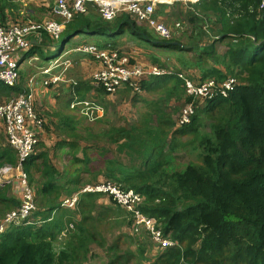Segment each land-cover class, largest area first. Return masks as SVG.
Wrapping results in <instances>:
<instances>
[{"label": "trees", "instance_id": "1", "mask_svg": "<svg viewBox=\"0 0 264 264\" xmlns=\"http://www.w3.org/2000/svg\"><path fill=\"white\" fill-rule=\"evenodd\" d=\"M262 1L199 0L189 4L187 26L168 40L156 37L128 15L104 21L91 2L85 3L84 13L74 12L69 21L63 20L57 38L62 35V43L57 50L50 46L54 55L45 60L58 57L66 43L81 34L112 39L124 31L176 55L169 64L171 69L141 81L138 93L123 85V94L146 103L144 112L129 125H110L108 130L93 133L77 118L85 120L84 116L69 115L67 109H54L50 125L42 123L43 132L58 139L55 148L67 149L73 163L82 164L85 174H89L92 162L88 156L94 152L98 171L91 168L95 173L90 180L79 176L76 169L59 171L51 164L45 145L36 142L35 154L32 152L21 167L32 192L33 209L17 224L0 228V264H87L93 249L105 253L104 264H140L138 254L129 248L120 251L126 245L122 236L108 238L109 234L98 231L97 227L110 223L113 211L98 202L101 193L83 192L96 177L104 178L100 183L131 189L143 196L146 203L140 211L161 222L160 228L173 245L158 254L152 264H264ZM0 18H5L1 0ZM105 22H114L106 30L109 36L100 31L99 26ZM41 34L43 42L52 41L47 32ZM35 52L40 48H32L26 57ZM152 61L159 64L156 57ZM228 79H233V85L222 94L219 86ZM185 80L194 84L212 81L215 91L200 98L190 96L185 91ZM94 83L84 80L68 86V110L72 102L92 101L86 100L90 92L107 94ZM0 85L8 90L0 100L28 95L22 86L9 87L1 81ZM141 93L151 98L144 100ZM187 107L190 122L179 124ZM206 123L208 134L195 140L200 165L188 163L182 169H173L169 158L175 151L176 137L198 133ZM103 138L111 145L110 150L98 146ZM78 149L83 152V160L77 157ZM14 154L7 143H0V168L14 164ZM7 194V187H1L0 224L21 204ZM75 194V206H63V201ZM64 231L66 238L55 251L54 243Z\"/></svg>", "mask_w": 264, "mask_h": 264}, {"label": "rangeland", "instance_id": "2", "mask_svg": "<svg viewBox=\"0 0 264 264\" xmlns=\"http://www.w3.org/2000/svg\"><path fill=\"white\" fill-rule=\"evenodd\" d=\"M53 5L54 0H7L6 3V11H4V25H16V26H23L26 24H31L33 26L39 25L38 27L40 29H43L44 22L50 21V22H57L59 21V25H63V19L60 16H57L53 13ZM185 6H188V4L185 3H177L172 6H159L155 9L154 18L159 21L161 24H163L166 28L169 29L171 36H176L179 32V29L181 27H186V15H187V8ZM47 8V12H46ZM124 15H128L131 20H134L131 14L124 13ZM118 18L123 17V14H119L117 16ZM116 17V18H117ZM115 18V19H116ZM117 18V19H118ZM114 23V22H113ZM113 23H102L100 27V31H106L107 28L111 27ZM0 24L2 22L0 21ZM176 24H179L177 26ZM139 26H142L144 28L145 25L143 23H138ZM113 27V26H112ZM63 29V26L61 27ZM150 32H153L156 37L157 34L149 29L146 28ZM182 29V28H181ZM37 31V30H36ZM61 34V33H60ZM59 34V35H60ZM58 35V36H59ZM106 36H109V32L106 31ZM34 36L33 33L29 36L30 39ZM85 34H81V36H76L74 40H70L66 43L64 49H62L61 54L56 58H51L48 60H45L47 58L52 57L54 55V49L50 48V46H54L55 50L58 49L60 44L62 43L63 36L61 35L59 40L57 38L50 37L52 39L51 42L44 41L42 39V42L39 46L40 52H35L33 56H36L38 59H40L41 64L35 63V65H40L42 67H48L54 60L58 59L59 62H64L65 60H68L70 62V66L72 63L71 68H67V78L65 77V81L63 82H49L48 80H44V78H50L52 74H58L63 70V66H58L57 68L53 69L50 74L45 76H36L38 72L34 70V64L27 65L26 60L24 63H21L17 67V73L18 77H20L17 86H22L24 89H26L28 95L27 99L30 101L33 112L35 115L38 116V118L42 121V123L45 126L50 125V121L52 118L51 114L54 109H67V113L69 115H81V110L76 109L72 110L67 108L68 103V92L67 88L68 86L73 82H79V79L86 80L91 79L92 80V69L93 65L101 66V68L104 66L103 61L101 58L92 56L88 57L86 54L82 53H74L72 52L74 48H81L85 44H95L100 45V42H109V44L106 45H112L111 50H113L114 47L119 49L121 51L120 54H118V57L121 58L124 53H127L129 56L134 58L135 60H130L131 64H135L136 62L142 63V64H153L160 68H164L167 72L171 69L169 67V64L173 62V58L176 55L173 51H161L156 47L151 46L150 44H145L144 41L138 40L137 38H132L128 31H124L121 34L117 35L115 38L109 39L103 36H88ZM159 38V37H158ZM34 39L32 38L31 41ZM86 41V42H85ZM49 43H51L49 46ZM44 44V46L42 45ZM104 48V49H105ZM223 47L219 49L222 50ZM136 51L135 53H130L129 51ZM86 55V56H85ZM125 56V55H124ZM152 57H156L159 61V64L154 63L152 61ZM136 61V62H135ZM29 66V67H28ZM69 74V75H68ZM34 79V81L30 84V79ZM96 83L100 85V82ZM54 84H60L58 87ZM124 86L122 87V89ZM7 88L0 85V97L5 98L7 95ZM132 93H130L131 95ZM141 96L144 99L151 98L149 95L141 94ZM88 99H92L93 102L100 105L103 110L104 114L102 117H99V119H102L98 122L91 121L89 119H81L77 116L78 119L81 120L82 124H87L91 132L93 133H99L102 130H108L110 128V125H120V126H126L130 123L136 121L138 117L144 112L146 109V104L144 103H138L137 101H133L130 99V96L124 95L122 91L120 93L115 94L114 96H110L108 94L104 93H89L87 96ZM156 98V96H154ZM7 102V100H0V104ZM84 111V110H83ZM81 117V116H80ZM179 122V119H178ZM190 122V121H189ZM186 123L185 125L189 124ZM180 124V123H179ZM43 130V129H42ZM47 137L49 138V142L52 140V135L49 133H46ZM208 134V126L207 123L204 127H201L198 131V133H188L184 136H177V145L175 148V151H173V155H171L172 158L170 159V163H172V168L175 170L182 169L185 165L188 163L200 165V150L196 146V142L198 139H203ZM5 131H3V127L0 124V143H7L8 146L12 148V146L7 142V139L5 137ZM98 146L101 148H104L106 150L111 149V145L103 138V140H99ZM52 148V147H51ZM50 148V152L55 153L54 156H52V153H50L51 158V164L57 168L58 170H66L69 169L71 172L76 169V173L78 172L79 176L82 178L84 177L86 180H90L91 174H94L95 172L92 171V167H96V170L98 171V162H95V153H91L89 155V158H92L91 164H89L88 170L89 174H85V171H83L82 164H74L72 161V154L69 153L67 149H63L62 151H59L58 149H54L52 151ZM13 149V148H12ZM16 153V150L13 149ZM114 152L116 153V147L113 148ZM33 152V149H32ZM90 152V151H88ZM96 152V151H95ZM17 154V153H16ZM32 154V153H31ZM77 157L80 158V160H83V152L82 150L78 149ZM31 156V155H30ZM174 156V157H173ZM17 158V157H16ZM16 163V162H15ZM8 165V164H6ZM5 166V165H4ZM68 168H65V167ZM74 173V172H73ZM9 175V178L7 179L9 183L6 185L3 180H0V188L3 186L7 187L8 190V196H13L14 198H17L19 200H23V194L19 191V175L17 171L14 168H11L10 172L7 174ZM100 182H104L103 177H96V180L89 184L86 187H90L96 184H99ZM18 193V195H15L13 192ZM105 195V194H102ZM107 196V195H106ZM105 196H102L100 201H98L103 206L110 207L113 211L112 213V219L110 220L109 224H103L100 225L98 228V231L101 235H108V238H110V235L113 236H122L123 240L126 245H122L121 250L123 251L125 249H130L135 254H138L140 264H152L153 260L155 259L156 255L150 253V249L153 246L151 243L149 236L142 230L135 231L133 224L129 220V216L127 213L120 207H116L112 205L111 201L110 203L107 202V200H104ZM142 201H144V205L146 203V199L141 196ZM111 214V213H110ZM158 221V220H157ZM158 223L161 226V222L158 221ZM124 224V225H123ZM122 225V226H120ZM5 228V227H2ZM71 227L69 226V229ZM73 229V228H72ZM71 230V229H70ZM66 238L65 231L58 237V240L54 243L55 251L60 250L59 248L62 246L64 239ZM141 251L143 255L141 254ZM92 254H90L89 260L87 264H104L106 262L105 253L102 252L99 249H93Z\"/></svg>", "mask_w": 264, "mask_h": 264}, {"label": "built area", "instance_id": "3", "mask_svg": "<svg viewBox=\"0 0 264 264\" xmlns=\"http://www.w3.org/2000/svg\"><path fill=\"white\" fill-rule=\"evenodd\" d=\"M199 0H54L53 13L60 16L64 23L69 21L72 13H84L85 3L91 2L98 8V12L104 21H112L119 14H131L137 23L145 24L149 29L153 30L161 39H170L171 33L168 28L154 18L155 9L161 5L172 6L177 3L193 4ZM261 6H264V0ZM63 23V24H64ZM179 26V24H176ZM26 24L23 26L0 24V81L9 87H14L19 81L17 67L26 60L27 65L34 64V70L39 75L45 76L58 66H63V70L58 74L45 78L49 82L65 81L64 74L70 66V62L65 60L59 62L54 60L48 67H42L40 59L36 56L26 57V53L32 48L39 46L42 42L41 31L47 32L51 37L58 38L62 32V26L55 22H44L43 29ZM37 30V31H36ZM34 40L31 41L30 35ZM111 45L106 48L98 49L95 46L85 44L81 48H74L72 52L82 53L88 56L92 55L101 58L104 66L97 75L96 80L105 87L108 95H113L116 90L124 84L132 89V93L139 92V86L143 78L149 76H162L167 73L166 70L152 67L146 70L138 64H131L127 56L118 57V52ZM35 63H38L35 65ZM33 80H30L32 83ZM233 85V79H228L222 86H219V92L225 94V90H230ZM185 91L190 96L203 97L208 93L215 91L212 81L203 84H194L185 80ZM199 97V98H200ZM69 109L81 110V115L85 118L95 121L104 114L103 108L93 101L72 102ZM84 110V111H83ZM190 109H184L180 116L179 123L186 124L190 121L188 118ZM0 121L4 126L7 142L16 150L15 165H5L0 168V180H7V175L11 168H14L19 175V191L22 192L18 210L7 214L0 224V228L7 224H17L20 219H24L33 209L32 192L28 188L25 176L21 171L22 163L27 160L33 149L34 134L42 128L40 120L37 119L33 112L30 101L27 96L19 95L0 104ZM8 181V180H7ZM9 183V181H8ZM14 192V188H13ZM83 192L101 193L107 195L111 202L122 208L129 220L133 224L134 230H142L148 236L153 244V248L158 252H163L173 243L169 235H165L158 221L140 211L143 205L141 195L131 189H120L110 183H99L90 187H84ZM18 195V193H15ZM77 194L71 199H65L63 206L72 208L76 204ZM3 229V228H2Z\"/></svg>", "mask_w": 264, "mask_h": 264}, {"label": "crops", "instance_id": "4", "mask_svg": "<svg viewBox=\"0 0 264 264\" xmlns=\"http://www.w3.org/2000/svg\"><path fill=\"white\" fill-rule=\"evenodd\" d=\"M6 3H7V0H1V7H2V9H3V14H4V11H6L5 9H6ZM188 10L190 9L188 6H185ZM46 12H47V8H46ZM4 20H5V18L3 19H1L0 18V21L2 22V23H4ZM145 25V24H144ZM145 27H146V25H145ZM147 28V27H146ZM112 36V35H111ZM131 37L132 38H134L132 35H131ZM74 40V39H73ZM86 42V41H85ZM100 43H102V44H100ZM99 44L100 45H105V44H109V42H100ZM145 43V42H144ZM90 44V43H89ZM145 44H147L148 45V43H145ZM93 45H95V44H93ZM113 49H115L119 54L121 53V51L119 50V49H117L116 47H114ZM130 53H135L136 51H133V50H131V51H129ZM123 55H125V56H127L128 58H129V60H135L134 58H132L131 56H129L127 53H124ZM86 56V55H85ZM88 57H90V56H88ZM91 58H93V57H91ZM136 62V61H135ZM136 64H138V65H140V66H142L143 68H145L146 70H149V69H151L152 67H157V68H159L158 66H156V65H153V64H142V63H139V62H136ZM71 66H72V63H71ZM71 66L69 67V68H71ZM29 67V66H28ZM68 68V69H69ZM67 69V70H68ZM101 70H102V68H101V66H100V64H99V66H96V65H93V69H92V72H91V74H92V80L91 79H86L87 81H91V82H95L96 83V77H97V75L101 72ZM35 75L36 76H40L39 74H36L35 73ZM52 75H55V74H52ZM69 75V74H68ZM67 76V72L65 73V77ZM67 78V77H66ZM150 78V76L149 77H145V78H143L142 79V81L143 80H148ZM19 79H20V77H19ZM45 79V78H44ZM68 79V78H67ZM30 80H33L34 81V79H30ZM32 81V82H33ZM79 81H84V80H81V79H79ZM93 84V85H95V86H98V87H103V89H105V87L103 86V84L101 83L100 85H98L97 83L96 84ZM31 84V83H30ZM54 85H57V87L60 85V84H54ZM17 86V85H16ZM123 87V86H122ZM122 87L121 88H119L118 90H116V92L114 93V95L115 94H117V93H120L121 91V89H122ZM27 92V91H26ZM91 93H93V92H91ZM98 93V92H97ZM94 94V93H93ZM141 94H143V93H141ZM140 94V95H141ZM114 95H111V96H114ZM125 95V94H124ZM145 95V94H144ZM88 96V95H87ZM143 98V97H142ZM144 99V98H143ZM86 100H89L88 98H86ZM144 100H146V99H144ZM94 101V100H93ZM96 102V101H95ZM138 103H142V102H138ZM144 104H146L145 102H143ZM171 103L172 102H170V105H171ZM32 106V105H31ZM36 117H37V119L38 120H40L39 118H38V116L37 115H35ZM100 120H102V119H100ZM100 120H98V121H100ZM98 121H96V122H98ZM40 122H41V124H42V121L40 120ZM0 124L2 125V127H3V131H4V126H3V124H2V122L0 121ZM6 137V136H5ZM52 137V140H51V142H49L48 140H49V138L47 137V134L46 133H44L43 132V130H42V128L40 129V130H38L35 134H34V145L36 144V142H38V141H40V142H42L44 145H45V148H46V150L49 152V157H50V153H52V152H50V148H51V150L52 151H54V149L56 150V148H55V145H56V143L58 142V139H55V137L52 135L51 136ZM33 145V154H35V152H36V148H35V146ZM59 151H62V150H59ZM94 153V152H93ZM52 156H53V153H52ZM14 163L16 162V153L14 154ZM51 159V158H50ZM63 170V169H62ZM62 170H59V171H62ZM102 196H105V199L104 200H107V202H109L110 203V198L108 197V196H106V195H102ZM110 200V201H109ZM100 201V200H99ZM150 253L151 254H155V253H158V254H160V252H158V251H156L154 248H153V246L151 247V249H150ZM157 254V255H158ZM156 255V256H157Z\"/></svg>", "mask_w": 264, "mask_h": 264}, {"label": "water", "instance_id": "5", "mask_svg": "<svg viewBox=\"0 0 264 264\" xmlns=\"http://www.w3.org/2000/svg\"><path fill=\"white\" fill-rule=\"evenodd\" d=\"M151 43H152V44H157L158 42L151 41ZM168 45H170V46H180V44H178V43H170V44H168ZM3 181L5 182V184L8 183L7 180H3Z\"/></svg>", "mask_w": 264, "mask_h": 264}, {"label": "clouds", "instance_id": "6", "mask_svg": "<svg viewBox=\"0 0 264 264\" xmlns=\"http://www.w3.org/2000/svg\"><path fill=\"white\" fill-rule=\"evenodd\" d=\"M29 158H30V157H29ZM29 158H28V159H29ZM8 165H15V163H14V164H8ZM21 167H22V165H21ZM21 171H22V170H21ZM22 173H23V172H22ZM7 184H8V183H7ZM7 184H6V185H7Z\"/></svg>", "mask_w": 264, "mask_h": 264}]
</instances>
